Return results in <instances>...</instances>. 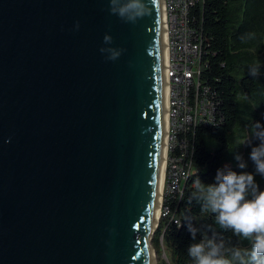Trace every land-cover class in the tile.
Here are the masks:
<instances>
[{"label": "water", "instance_id": "95a60500", "mask_svg": "<svg viewBox=\"0 0 264 264\" xmlns=\"http://www.w3.org/2000/svg\"><path fill=\"white\" fill-rule=\"evenodd\" d=\"M143 2L130 22L109 0H0V264H149L161 43Z\"/></svg>", "mask_w": 264, "mask_h": 264}, {"label": "trees", "instance_id": "16d2710c", "mask_svg": "<svg viewBox=\"0 0 264 264\" xmlns=\"http://www.w3.org/2000/svg\"><path fill=\"white\" fill-rule=\"evenodd\" d=\"M191 16V25L202 41L200 83L211 92L216 118L212 124L191 126L179 139L184 137L187 144V153L180 162L187 173L178 191L170 192L166 187L162 216L152 239L153 247L166 254L168 264H192L188 247L205 235L215 234L217 240L224 241L228 259L231 249L251 247L248 240L237 237L231 230L220 229L211 214L201 215L199 203L189 201L194 179L215 183L217 169L227 167L237 173H253L260 189H264V176L256 173L249 158L250 146H237L249 134L252 122L260 121L264 125V0H198ZM247 33H254V38L242 40ZM254 63L261 64L256 78L247 70ZM253 144L258 141L254 140ZM235 152L242 155L246 168L238 167ZM179 154L175 146L168 157L176 159ZM189 224L198 230L195 241L188 230Z\"/></svg>", "mask_w": 264, "mask_h": 264}, {"label": "clouds", "instance_id": "9594fccd", "mask_svg": "<svg viewBox=\"0 0 264 264\" xmlns=\"http://www.w3.org/2000/svg\"><path fill=\"white\" fill-rule=\"evenodd\" d=\"M109 3L110 11L126 21L135 22L137 18L149 14V8L143 0H109ZM254 36V33H247L241 39H253ZM110 39L104 36L105 42H110ZM117 56V53H113L109 58ZM260 66V63L249 65L248 73L253 78L258 77ZM250 128L247 137L237 146H250L249 158L255 165V171L264 176V125L254 121ZM254 140L258 144L254 145ZM234 159L240 169L246 168V162L239 152L234 153ZM214 179L215 183L210 184L201 182L199 178L194 179V190L189 195V201L199 203L201 215L211 214L220 229L231 230L237 237L248 240L251 247L231 249V259H228L224 254V241L217 240L215 234L212 237L205 235L188 247L187 254L192 264H233L234 261L238 264H249V261L251 264H264V189H260L253 173H237L227 167L217 169ZM177 224L179 226V222ZM188 230L195 241L198 230L191 224Z\"/></svg>", "mask_w": 264, "mask_h": 264}, {"label": "built area", "instance_id": "2783aa9c", "mask_svg": "<svg viewBox=\"0 0 264 264\" xmlns=\"http://www.w3.org/2000/svg\"><path fill=\"white\" fill-rule=\"evenodd\" d=\"M197 2L163 0L168 53L164 68L168 79V153L175 146L180 150L176 159L167 157V191L170 192L179 190L180 181L187 173L180 167L187 153L186 140L183 136L179 140L180 136L186 134L191 126L212 124L216 118L211 92L200 83L202 41L191 25V10Z\"/></svg>", "mask_w": 264, "mask_h": 264}, {"label": "bare ground", "instance_id": "6f19581e", "mask_svg": "<svg viewBox=\"0 0 264 264\" xmlns=\"http://www.w3.org/2000/svg\"><path fill=\"white\" fill-rule=\"evenodd\" d=\"M158 14L160 18V61H161V79H160V115H159V147H158V173L154 204L148 226V235L145 239L147 245L149 264H157L156 252L152 245L153 230L155 229L162 210V194L165 185V173L168 157V79L164 75L165 63L167 60V34L164 23V4L163 0H157Z\"/></svg>", "mask_w": 264, "mask_h": 264}, {"label": "rangeland", "instance_id": "374dc122", "mask_svg": "<svg viewBox=\"0 0 264 264\" xmlns=\"http://www.w3.org/2000/svg\"><path fill=\"white\" fill-rule=\"evenodd\" d=\"M205 139H207V140H209V137L208 136H205L204 137ZM215 145V144H214ZM167 167V166H166ZM168 186V184H167V177H166V173H165V185H164V190H163V193H165V190H166V187ZM163 194H162V202H163ZM162 216V215H161ZM159 221H160V218H159ZM158 221V222H159ZM155 235V234H154ZM152 243H153V241H152ZM154 248V247H153ZM154 250H155V252H156V257H157V264H162V263H165V264H168L169 262H168V259H167V256H166V254L163 252V251H161L160 249L158 250V249H156V248H154Z\"/></svg>", "mask_w": 264, "mask_h": 264}]
</instances>
